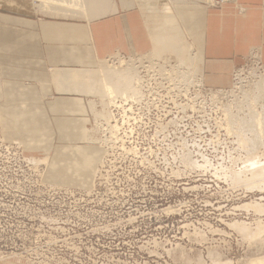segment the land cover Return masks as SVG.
<instances>
[{
	"label": "rangeland",
	"instance_id": "374dc122",
	"mask_svg": "<svg viewBox=\"0 0 264 264\" xmlns=\"http://www.w3.org/2000/svg\"><path fill=\"white\" fill-rule=\"evenodd\" d=\"M97 1L96 6H105L109 0ZM206 1L133 3L173 16L187 4L209 10L229 4L245 13L243 0L215 8ZM256 1L264 8V0ZM172 15L163 16L155 30L162 36L157 50L150 51L154 55L115 53L100 64L101 81L105 73L131 64L136 90L124 98L100 93L90 99L97 116L89 108L87 143L101 151V158L89 188L51 182L50 158L6 140L0 122V264H255L264 259L261 47L250 48L233 68L229 86L207 87L194 73V50H185L190 41L186 38L182 48L175 36L179 24ZM180 59L187 60V68Z\"/></svg>",
	"mask_w": 264,
	"mask_h": 264
},
{
	"label": "crops",
	"instance_id": "0c3cea01",
	"mask_svg": "<svg viewBox=\"0 0 264 264\" xmlns=\"http://www.w3.org/2000/svg\"><path fill=\"white\" fill-rule=\"evenodd\" d=\"M242 2L244 14L229 4L220 10L187 4L177 8L176 19L155 6L141 9L133 0L109 1L106 7L94 3L82 13L61 10L58 3L0 0L5 139L22 143L29 154L49 157L51 182L89 188L101 158V151L87 143L90 90L101 62L115 53L150 52L153 30L172 15L194 50V73L207 87L225 88L250 48L261 47L264 63V8L256 0Z\"/></svg>",
	"mask_w": 264,
	"mask_h": 264
},
{
	"label": "bare ground",
	"instance_id": "6f19581e",
	"mask_svg": "<svg viewBox=\"0 0 264 264\" xmlns=\"http://www.w3.org/2000/svg\"><path fill=\"white\" fill-rule=\"evenodd\" d=\"M40 2H44V1H46V3L48 2L47 0H39ZM50 1V0H49ZM55 0H53L52 2H50V4H57V3H55L54 2ZM66 2H64V0H63V4L62 5H59V7L61 6V10H63L64 8H62V6H65V9H67L68 8V10L69 9H73V8H75V13L76 12H84L85 11V8H88V3L90 2V5L92 4V5H95L96 4V2L94 1V0H75V1H73V0H65ZM108 1V0H107ZM110 1V0H109ZM108 1V2H109ZM208 1V2H207ZM206 2L207 3H209L210 4V1L209 0H207ZM60 2H62V1H60ZM60 2H58L59 4H60ZM98 2V1H97ZM127 2V1H126ZM95 3V4H94ZM170 3V2H169ZM174 3V2H173ZM43 4V3H42ZM48 4H49V2H48ZM65 4V5H64ZM172 4V3H171ZM128 5V4H127ZM126 5V6H127ZM132 5V4H131ZM56 6H58V5H56ZM96 6V5H95ZM104 6V5H103ZM210 6V5H209ZM91 7H93V6H91ZM101 7V6H100ZM106 7V6H105ZM89 8H90V6H89ZM97 8V7H96ZM64 9V10H65ZM52 10V12H53V10H55V9H51ZM74 11V10H73ZM95 11V10H94ZM99 11V10H98ZM50 12V11H49ZM87 13V12H86ZM55 14H56V12H55ZM97 14V13H96ZM61 15H63L62 13H61ZM86 15V14H85ZM92 15V14H91ZM176 19H177V16H174ZM86 18V17H85ZM165 18H167V16L165 17ZM179 24V23H178ZM166 26V25H165ZM167 28V27H166ZM158 29V28H157ZM156 29V30H157ZM168 29V28H167ZM172 30V29H171ZM176 31H177V34H175V36L177 37V38H179V41L182 43V48L185 46V39H186V36H185V33H184V30L182 29V27L181 26H177V28L175 29ZM161 32V30L160 31H158V33L155 31V30H153V49L155 48V47H157L158 45H160V44H158L161 40H159V39H161L160 37L162 36V35H159V33ZM161 34V33H160ZM163 35H165L164 33H163ZM187 40V39H186ZM188 43V42H187ZM163 44V43H162ZM179 44V43H178ZM192 46L189 44H187L186 45V47H185V50H186V48L187 49H189L188 50V53H189V51H190V48H191ZM154 50H157V48L156 49H154ZM187 51V50H186ZM152 52V51H151ZM150 52V53H151ZM191 52H193V49L191 48ZM117 54V53H116ZM191 54V53H190ZM115 55V54H114ZM119 55V54H118ZM149 55V54H148ZM148 55H147V57H148ZM151 56L152 55H154V54H150ZM193 55V54H192ZM122 56H124V55H122ZM119 57H121V56H119ZM146 57V56H145ZM146 57V58H147ZM157 56H154L153 58H156ZM113 58V57H112ZM122 58V57H121ZM149 58H150V56H149ZM152 58V59H153ZM165 58V57H164ZM182 58V57H181ZM124 59V58H123ZM130 59V58H129ZM141 59V58H140ZM151 59V58H150ZM184 59V58H183ZM149 60V59H148ZM167 60V59H166ZM181 60V59H180ZM135 61V60H134ZM134 61H133V64H134ZM182 61V60H181ZM181 61H179L180 63H181ZM187 61V60H186ZM186 61H182V65H185L186 67L185 68H187V66H188V63L186 62ZM122 62V61H121ZM120 62V63H121ZM130 62V61H129ZM138 62V61H137ZM120 63H118V64H120ZM126 63H128V62H126ZM140 62H138V64H139ZM179 63V64H180ZM122 64V63H121ZM103 65V64H102ZM123 65V64H122ZM181 65V66H182ZM125 66H127V67H125V69H122L121 71H119V72H117L116 71V73H112V72H114L113 70H112V72L111 73H109L108 72V74H109V77H107L108 76V74L107 73H105L106 74V79H104V78H102L103 80L101 81V80H98L97 79V77H98V75H97V73H99L98 71H99V69L101 68H99L98 69V71L97 72H95V73H93L94 74V77L95 78H93V79H95V83H94V87L92 86V90H90V95H97V94H100L99 96H103V97H105V95H107V96H109V97H114V96H122L121 98H124L125 96H127L128 94H133L134 92H135V90H136V87H135V89L133 88V86H132V82L134 81L133 80V76H134V71H135V75H137V73H136V70H134L133 68L134 67H130L131 66V64H127V65H125ZM190 66V65H189ZM103 67V66H102ZM124 67V66H123ZM106 68V67H105ZM104 68V69H105ZM109 68V67H108ZM116 69H118V68H116ZM182 69H183V67H182ZM101 70L104 72V70H103V68H101ZM120 70V69H119ZM102 71H101V73H102ZM106 71H107V69H106ZM109 71V70H108ZM171 72H172V70H170ZM182 71V70H181ZM170 72V73H171ZM183 72V71H182ZM86 73H88V72H86ZM91 72H89L88 74H90ZM103 74V73H102ZM168 75H169V72L167 73ZM175 74L176 75H178L179 76V74L180 73H178L177 74V72H175ZM181 74H183V73H181ZM185 74V73H184ZM174 75V74H173ZM175 75V76H176ZM92 76V75H91ZM103 75H101L100 74V77H102ZM172 76V75H171ZM178 76H176V77H178ZM187 76V75H186ZM87 77H88V75H87ZM90 77V76H89ZM93 77V76H92ZM136 77V76H135ZM185 77V75H182V76H180V78L182 79V81H183V78ZM138 78V77H137ZM137 78H136V80H137ZM171 78V77H170ZM169 78V79H170ZM90 79H91V77H90ZM173 79V78H172ZM172 79H170V80H172ZM185 79H186V77H185ZM92 80V79H91ZM174 81H175V78L173 79ZM178 80H176V82H177ZM181 81V82H182ZM185 82H186V80H184ZM138 82V81H137ZM180 82V81H179ZM178 83V82H177ZM135 85H137L136 83H134ZM180 84V83H179ZM259 86H257V88L259 89V91L257 90V88H256V90L258 91V93L260 94H258L259 95V98H260V100L262 101V102H264V84L262 83V84H258ZM189 87V86H188ZM186 90V89H185ZM187 91V90H186ZM134 95V94H133ZM257 95V96H258ZM109 97H108V99H109ZM127 98V97H126ZM115 106V105H114ZM90 108V110H91V112L92 113H94V116L96 117L97 116V112H95L94 110L95 109H93V107L92 106H90L89 107ZM104 110V109H103ZM107 113V112H106ZM99 114V113H98ZM93 115V114H92ZM102 115V114H101ZM248 115V114H247ZM246 115V116H247ZM100 116V115H99ZM249 116V115H248ZM250 117H251V115H250ZM245 118V117H244ZM243 119V118H242ZM244 122V121H243ZM243 122H242V124H243ZM236 124V123H235ZM241 124V125H242ZM246 124V123H245ZM237 125V124H236ZM240 125V126H241ZM247 125V124H246ZM245 127V126H244ZM248 127V126H247ZM114 128V127H113ZM255 264H264V259H262V260H259V261H257Z\"/></svg>",
	"mask_w": 264,
	"mask_h": 264
},
{
	"label": "built area",
	"instance_id": "2783aa9c",
	"mask_svg": "<svg viewBox=\"0 0 264 264\" xmlns=\"http://www.w3.org/2000/svg\"><path fill=\"white\" fill-rule=\"evenodd\" d=\"M210 1V6L211 7H219L225 3H227L229 0H209Z\"/></svg>",
	"mask_w": 264,
	"mask_h": 264
}]
</instances>
